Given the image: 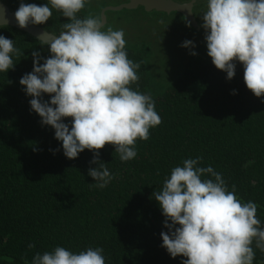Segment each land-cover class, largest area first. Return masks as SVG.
Listing matches in <instances>:
<instances>
[{"label":"trees","instance_id":"trees-1","mask_svg":"<svg viewBox=\"0 0 264 264\" xmlns=\"http://www.w3.org/2000/svg\"><path fill=\"white\" fill-rule=\"evenodd\" d=\"M4 1L94 26L92 0ZM257 16L170 81L113 27L63 48L0 28V264H264Z\"/></svg>","mask_w":264,"mask_h":264},{"label":"flooded vegetation","instance_id":"flooded-vegetation-1","mask_svg":"<svg viewBox=\"0 0 264 264\" xmlns=\"http://www.w3.org/2000/svg\"><path fill=\"white\" fill-rule=\"evenodd\" d=\"M92 0L95 26L115 28L116 38L144 41L156 52V69L168 81L193 63L222 52L243 21L257 18L264 0ZM171 5L170 11L163 10ZM153 7L151 9H148ZM245 23V22H244ZM234 35V36H233ZM229 36V37H228ZM232 36V37H230ZM176 73H178L176 75Z\"/></svg>","mask_w":264,"mask_h":264},{"label":"water","instance_id":"water-1","mask_svg":"<svg viewBox=\"0 0 264 264\" xmlns=\"http://www.w3.org/2000/svg\"><path fill=\"white\" fill-rule=\"evenodd\" d=\"M137 1L139 0H131L132 4H128L129 6L135 7L137 5ZM147 0H144L140 3L145 4ZM161 0H151L153 3V7L158 9V6L162 4ZM146 5V4H145ZM150 7L148 9H151ZM175 8L171 5H166L163 10L170 11V9ZM4 26H9L21 30L23 32L28 33L29 35L35 37L39 41L44 44L54 46V47H73L77 45H81L92 40V37L95 33L100 29L101 26H93L88 30L78 33L75 35H67L61 36L59 34L53 33L43 27L37 25L34 21L27 18L25 15L20 13L19 11L11 9V7L4 0H0V28Z\"/></svg>","mask_w":264,"mask_h":264}]
</instances>
